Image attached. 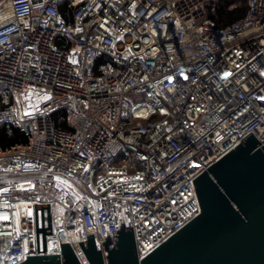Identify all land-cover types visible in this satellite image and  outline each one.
Listing matches in <instances>:
<instances>
[{
    "label": "built area",
    "instance_id": "2783aa9c",
    "mask_svg": "<svg viewBox=\"0 0 264 264\" xmlns=\"http://www.w3.org/2000/svg\"><path fill=\"white\" fill-rule=\"evenodd\" d=\"M0 0V264L133 227L141 261L201 213L194 179L264 146V0ZM237 3L229 9H235Z\"/></svg>",
    "mask_w": 264,
    "mask_h": 264
},
{
    "label": "water",
    "instance_id": "95a60500",
    "mask_svg": "<svg viewBox=\"0 0 264 264\" xmlns=\"http://www.w3.org/2000/svg\"><path fill=\"white\" fill-rule=\"evenodd\" d=\"M249 134L194 179L201 213L141 261L133 227L113 231L103 252L93 235L81 242L89 264H264V146ZM61 255L22 264H80L70 244Z\"/></svg>",
    "mask_w": 264,
    "mask_h": 264
},
{
    "label": "trees",
    "instance_id": "16d2710c",
    "mask_svg": "<svg viewBox=\"0 0 264 264\" xmlns=\"http://www.w3.org/2000/svg\"><path fill=\"white\" fill-rule=\"evenodd\" d=\"M237 3L235 9L230 10L229 7ZM246 3L242 0H219L210 8V16L214 18L218 26H225L240 19L246 12ZM22 140V136L15 132L14 137H8L5 128L1 131V145L8 147L13 143Z\"/></svg>",
    "mask_w": 264,
    "mask_h": 264
}]
</instances>
